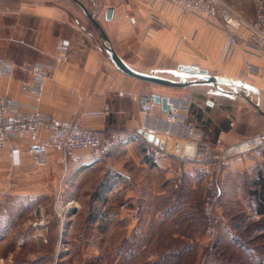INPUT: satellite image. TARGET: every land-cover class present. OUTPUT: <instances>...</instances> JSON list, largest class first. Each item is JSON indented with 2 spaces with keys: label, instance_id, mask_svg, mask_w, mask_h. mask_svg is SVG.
I'll use <instances>...</instances> for the list:
<instances>
[{
  "label": "crops",
  "instance_id": "crops-1",
  "mask_svg": "<svg viewBox=\"0 0 264 264\" xmlns=\"http://www.w3.org/2000/svg\"><path fill=\"white\" fill-rule=\"evenodd\" d=\"M228 1L246 17L254 18L252 0ZM83 3L96 15L109 44L136 70L172 78L170 76L179 66H199L215 70L220 76L248 81L262 90L264 99V54L241 43L224 57L227 33L219 21L199 14L179 15L169 7L151 6L146 0H84ZM109 7H112L113 15L107 20ZM61 39L70 42V60L44 83L40 108L46 113L66 120L79 119L85 127L134 129L143 124L145 116L129 95L120 96L118 91L149 92L168 97L180 113H188L202 139L211 143L218 137L230 143L264 130V116L262 120L257 118L245 102L237 101L239 95L233 97L234 93L226 95L210 88L198 90L199 86L204 88V83L194 82L198 79L195 76L186 74L188 77L183 82L191 83L185 87H169L123 73L104 53L103 39L74 0H0V58L17 63L53 64L56 45ZM22 78V73L12 77L0 74V96H11L18 101L19 111L28 112L34 99L23 92ZM156 108L159 114L166 111L160 103ZM144 145L143 141L132 139L102 159H94L88 151H83L84 159L70 166L64 187L74 175L79 176L77 180L81 182L83 177L93 174L99 182L95 195L125 194L127 202L128 199L135 202L138 195H143L145 213L143 219L130 212L122 213L118 221L124 225L113 233V237L103 230L97 240H91L83 229L81 240L84 241H76V237L73 239L76 242L70 243L73 246L67 255L68 264H158L161 256L187 254L186 239L190 238L192 242L202 238L197 245H192L202 251L208 246L204 234L202 237L191 234L204 233L203 222L199 226L201 231L191 225L193 214L197 211L201 214L199 204L205 194L204 178L190 162L183 164L165 158L158 162L152 160L144 151ZM24 155H21V164L11 167L12 171L16 169L14 180L20 186L34 172ZM48 156L43 172L56 186L63 173L61 155L49 148ZM249 159L226 170L225 187L230 185L232 169L246 171L250 166ZM9 160V148L5 147L1 150V167ZM177 177L182 182L174 187ZM158 196L159 201L155 200ZM161 230L167 241L159 251L155 248L157 238L154 236ZM169 235L182 237V246L178 250L171 249L174 246L170 244ZM54 250L55 259L60 258L59 248Z\"/></svg>",
  "mask_w": 264,
  "mask_h": 264
},
{
  "label": "built area",
  "instance_id": "built-area-1",
  "mask_svg": "<svg viewBox=\"0 0 264 264\" xmlns=\"http://www.w3.org/2000/svg\"><path fill=\"white\" fill-rule=\"evenodd\" d=\"M151 6L184 13L199 14L209 20H217L227 33L224 57L243 43L256 48L264 54V0H252L254 18L246 17L228 0H146ZM157 21V20H156ZM161 23V21H157ZM70 42L61 39L56 45L53 64L42 62L17 63L5 57L0 58V74L15 76L22 73V90L34 99L28 112L18 110V101L9 95L0 96V155L3 148H9L12 166L21 164L22 154H26L35 167H43L49 160V148L60 152L63 173L55 192L53 211L43 207L34 210L29 226L39 231L38 236L46 241L45 232L55 216L61 218L76 205L73 200L64 201V178L70 166L84 159L83 151H88L94 159H102L121 144L138 139L145 143L144 151L154 161L169 159L181 163H192L201 178L205 180V195L202 204V216L208 235L214 238L220 227L228 221L226 215L218 213L220 197L223 194L224 175L233 165L246 159H264V130L247 135L234 142H226L218 137L214 143L201 137L197 125L188 113L169 100L171 111L156 113L157 103L154 94L149 92L118 91L120 96H130L145 119L143 124L129 130L91 128L81 124L79 119H61L41 110L45 81L57 68L70 60ZM249 67L251 65H248ZM233 124V122H232ZM182 182L180 177L174 187ZM64 187V188H63Z\"/></svg>",
  "mask_w": 264,
  "mask_h": 264
},
{
  "label": "rangeland",
  "instance_id": "rangeland-1",
  "mask_svg": "<svg viewBox=\"0 0 264 264\" xmlns=\"http://www.w3.org/2000/svg\"><path fill=\"white\" fill-rule=\"evenodd\" d=\"M107 45L109 44L107 43ZM104 53L110 57L106 50ZM177 71L178 69L173 71L170 77L183 82L188 75L185 72H179L182 76L178 77ZM167 72L170 73V71ZM209 72L212 75L217 74L215 70ZM203 86L204 88L199 86L198 90L210 88L226 95L234 93L233 97H236V94L239 95L237 101L245 102L253 114L262 120L261 117L264 114L255 107V104L259 103L264 112L261 89L254 92L243 87L225 86L219 83H204ZM23 157L28 156L24 155ZM247 161L250 163L249 168L246 171L232 169L230 185L225 187L224 184L218 213L226 215L228 222L220 227L214 238L206 232L202 210L201 214L199 211L193 214V224L191 225L201 231L199 226L203 222L204 233L191 234L198 237L204 234L208 244L207 247L205 246L206 249L202 251L198 246L195 248L192 246L197 245L202 238L194 239L192 242L189 238L185 241L188 244L184 245L189 248L187 254L172 253V257L161 256V262L158 264H168L169 261L170 264H264V214H258L259 204L256 198V191L261 189L259 180L264 176V159L260 161L249 159ZM11 167V160L3 168L0 165V264H68L69 256L67 255L72 251L73 246L70 243L84 241L81 240L83 229L89 233L91 240H97L103 230L113 237V233L119 231L121 226L123 227L124 224L118 221L122 213L130 212L135 217L143 219L145 213L143 195H138L135 202H131L129 199L127 202L125 194L98 196L95 195V188L99 183L97 177L88 174L83 177L81 182H78L79 176L74 175L69 180V185L65 187L63 198L65 202L73 200L76 205L61 218L55 216L52 219L47 231H44L46 236L44 242L42 237L37 235L39 231L37 232L34 230L35 228L29 226V221L34 217V210L39 206L47 211H53L56 201L54 194L59 184L57 182L55 186L50 182L51 177H46L47 174L43 172V167L32 165L33 175L26 177L27 181L23 186L17 185V180H14L16 169L12 171ZM8 183L11 184L8 185ZM156 199L159 201L160 197L158 196ZM203 201L204 198L199 204L201 207ZM241 210L243 211L241 212ZM104 216L106 217L104 218ZM97 218H99L98 221ZM246 218L248 221H245ZM242 225L244 226L242 227ZM61 226L63 227L62 231ZM165 228L168 232L169 226ZM56 230L57 233H55ZM50 233L54 234L50 236ZM164 233L161 230L154 236L157 238L154 244L156 250L162 251L163 249L159 248L166 245L167 238L166 234L163 235ZM55 235L57 236L55 237ZM169 237H171V246H174L171 249L178 250L182 246L180 245L182 237L176 238L174 235H169ZM74 238L76 241H73ZM54 248H59L60 258L55 259L53 256Z\"/></svg>",
  "mask_w": 264,
  "mask_h": 264
},
{
  "label": "water",
  "instance_id": "water-1",
  "mask_svg": "<svg viewBox=\"0 0 264 264\" xmlns=\"http://www.w3.org/2000/svg\"><path fill=\"white\" fill-rule=\"evenodd\" d=\"M87 14L88 18L90 19V21L92 22V24H94L95 28L98 30L100 37L103 39V41L105 42L104 47L105 50L109 53L111 60L113 61V63L125 74H129L134 78L137 79H142V80H146L149 82H152L154 84H160V85H164V86H176V87H185L186 85H188L191 82L185 81V82H181L178 80H174L172 78H166V77H162L159 75H152L143 71H138L135 68H133L132 66H129L124 60L123 58L119 55L118 52H116V50L114 49L113 45L109 44L107 45L106 42L109 41V38H107V35L105 34V31L102 27V25L99 23L96 15H94L90 10H88V8L86 7V5L81 1V0H74ZM113 15V9L112 7L108 8L107 11V20H110L111 17ZM180 72H185L188 75H192L197 77V81L194 82H203V83H219V84H223V85H235L237 87L240 88H245L248 91H254L257 92L259 89H257L256 87H254L252 84L245 82L244 80L238 79V78H233V77H224V76H220L217 74H210L208 69L205 68H200L199 66H192V65H184V66H179L178 69ZM154 99L156 103H160L162 105V107L166 110V111H171V107L169 105V99L168 97L165 96H161L160 94H155L154 95ZM255 107L259 110L260 113L264 114L263 110L260 108L259 103L255 104Z\"/></svg>",
  "mask_w": 264,
  "mask_h": 264
},
{
  "label": "trees",
  "instance_id": "trees-1",
  "mask_svg": "<svg viewBox=\"0 0 264 264\" xmlns=\"http://www.w3.org/2000/svg\"><path fill=\"white\" fill-rule=\"evenodd\" d=\"M81 1L84 2V0H81ZM88 1H90V0H88ZM92 1H94V0H92ZM86 7L88 8V10H90L92 12V10L90 9V7H88L87 5H86ZM93 26H94V24H93ZM95 30H97V29L95 28ZM107 43L109 44V42H106V44ZM104 44H105V42L102 40V45H104ZM102 48L105 50L104 47H102ZM259 184L261 186V189H259L258 191H256V193H257L256 194L257 195L256 198H257V202L259 204L258 205V214H261L262 215V214H264V176H262L261 179L259 180Z\"/></svg>",
  "mask_w": 264,
  "mask_h": 264
},
{
  "label": "bare ground",
  "instance_id": "bare-ground-1",
  "mask_svg": "<svg viewBox=\"0 0 264 264\" xmlns=\"http://www.w3.org/2000/svg\"><path fill=\"white\" fill-rule=\"evenodd\" d=\"M226 86V85H225Z\"/></svg>",
  "mask_w": 264,
  "mask_h": 264
}]
</instances>
